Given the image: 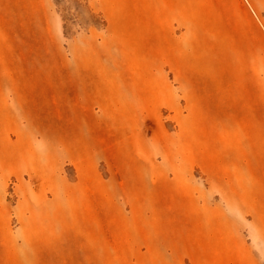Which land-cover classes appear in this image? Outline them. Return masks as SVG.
<instances>
[{
  "label": "rangeland",
  "instance_id": "obj_1",
  "mask_svg": "<svg viewBox=\"0 0 264 264\" xmlns=\"http://www.w3.org/2000/svg\"><path fill=\"white\" fill-rule=\"evenodd\" d=\"M0 264H264V0H0Z\"/></svg>",
  "mask_w": 264,
  "mask_h": 264
}]
</instances>
